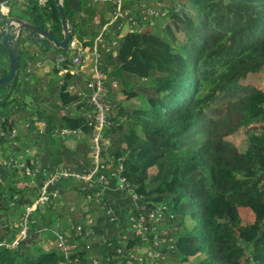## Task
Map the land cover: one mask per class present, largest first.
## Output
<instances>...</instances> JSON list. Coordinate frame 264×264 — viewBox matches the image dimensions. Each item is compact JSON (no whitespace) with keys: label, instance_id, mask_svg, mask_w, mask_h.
I'll return each instance as SVG.
<instances>
[{"label":"trees","instance_id":"obj_1","mask_svg":"<svg viewBox=\"0 0 264 264\" xmlns=\"http://www.w3.org/2000/svg\"><path fill=\"white\" fill-rule=\"evenodd\" d=\"M14 1L8 0L7 6ZM71 1L85 16L86 24L93 25L98 14L100 29L114 16L115 0H103L100 9L98 0ZM133 1L123 0L122 11H129L135 23H140L139 29L125 32L116 49L108 51L107 45L114 41L111 25L102 33L100 46L107 45L105 48L98 45L109 90L111 82L118 81L125 101H140L126 105L112 101L118 120L103 131L102 137L109 140L111 149L102 146L101 164L107 168L100 174L108 185L116 186L111 175L122 166L117 173L138 197L130 214L147 216L160 210L164 223L176 228L166 237L172 239L173 246L167 260L177 264H264V85L249 88L242 84L248 77L264 73V0H186L196 14L192 17L183 11L178 13L189 34L184 43L179 42L170 24L153 25L159 11L152 7L136 11L131 9ZM18 5L27 11L29 18L17 17L59 35L58 13L52 0H47L44 6L29 1ZM8 7L9 15L16 16L11 14L12 5ZM64 8L74 31L76 27L81 29L72 21L69 0H64ZM149 9L158 16L142 21ZM71 51V48L55 50L66 61L59 66L55 62L52 72L56 78L48 77L44 83L42 78L30 83L29 76L24 80L25 64L20 59L18 78L11 92L0 85V130L16 128V141L20 142L21 123L28 124L24 126L25 142L37 148L45 145L43 167L82 172L91 166L90 137L94 127L85 113L93 109L87 103L86 84L79 93L70 89L77 87L79 78L89 80L90 73L71 74L75 67L69 58ZM3 58L0 47V78L7 75V65L4 68L1 65ZM19 83L26 90L20 91ZM239 91L243 94L230 116L218 122L209 119L206 110L210 105ZM45 94L54 98V104L47 103ZM61 110L64 115L59 114ZM120 117L125 118L124 125L120 124ZM39 122L47 126L43 133L37 127ZM59 129L80 131L84 144L70 147L59 142L56 137ZM0 146L3 149L8 146L3 137ZM8 154L9 151H3L0 161ZM68 181L72 182H61L56 189L59 191ZM2 182L4 178L0 187ZM76 183V188L83 186ZM11 184L7 183L6 193L0 190V214L6 203H12L22 216L24 206H30L38 197L42 183L36 182L37 192ZM81 193L88 203L91 199L96 204L94 193L87 187ZM47 208L48 213L41 205L36 207L30 234L17 248L0 246V264L86 261L87 253L79 244L69 255L55 247H42V235L55 240L53 229L58 218L51 207ZM246 210L252 214L251 220L241 215ZM89 213V210L82 213L84 219ZM104 217H99L97 226H108L104 236L110 246L104 244V253L112 258L122 243L120 236L112 232V211L111 216ZM4 218L0 215V243L11 241L15 235ZM164 223H158L159 229H163ZM81 238L75 233L71 242ZM127 240L123 241L127 250L140 245L137 237Z\"/></svg>","mask_w":264,"mask_h":264},{"label":"built area","instance_id":"obj_2","mask_svg":"<svg viewBox=\"0 0 264 264\" xmlns=\"http://www.w3.org/2000/svg\"><path fill=\"white\" fill-rule=\"evenodd\" d=\"M29 1L37 4L38 6H44L47 3V0H16L19 4H23V2ZM115 12L114 16L111 19V23L117 24V29L122 31L120 34L123 33L122 26L118 25L120 22L129 21L127 23V28L124 30V33L127 31L133 32L134 30H138L139 25L135 23L133 20V16L129 15V11H122V4L121 0H115L114 2ZM9 7L6 3H0V15L8 16L9 14ZM146 13V14H145ZM142 16V21L147 20V14L149 18H155L158 16V13L153 10L149 9ZM125 18H127L125 20ZM119 20V23H116ZM130 25V28L128 26ZM119 34V35H120ZM124 35V34H123ZM122 35V36H123ZM120 39V37H119ZM119 39H114L112 46H107V50H113V46H118ZM102 43V34L98 35L94 40V44L92 46V51L90 53L91 58V69L92 72L90 73L89 80H86V88L89 91V97L87 103L92 107V112L85 113L86 116L91 120L90 125L94 127L93 134L90 137V155L89 159L91 162V166L89 168L84 169L82 172H76L74 170H70L64 167H56V168H49L43 167L40 168L30 157L28 150H23L18 146V142L16 141L17 138V129L11 128L8 131L0 130V137H3L8 142V146H10L12 151H9L10 154L7 155L5 160L0 161V165L2 167L16 170L17 172L21 173L25 177H30L31 179L39 178L41 184L38 197L34 200L33 204L28 206H24L23 214L21 216L19 222V232L15 236V238L11 241H4L0 243V246L5 247L6 249L13 250L17 248L20 241L26 239L29 234L31 227L34 225L35 221L32 218V214L37 206L45 205L48 200L51 198L56 199L59 196V192L56 189V186L64 181L67 180H74L79 182L83 185L84 190L86 187L90 190L93 194V198L95 203H97L100 207H102L106 213L111 215V209L109 206V202L106 198L105 192L108 188V181L107 179L100 174L101 171L105 170L107 167L101 164V156H102V145L101 142L103 140V131L115 124L114 121H117V111L115 110L116 105L112 103L110 97V90L107 86V76L102 71V64H101V54L98 50V45ZM71 54H70V61L72 65L78 67V70L82 71L85 67L84 62L86 58V51L81 48L80 44L72 43ZM66 61V58L63 55L57 56V65H61ZM74 72L72 71L71 74ZM118 87L115 81L111 82V88L116 89ZM71 91L73 88L70 89ZM28 127V124L25 125V128ZM40 133H43L47 126L44 122H39L37 124ZM58 136L60 138H65L69 135H73L75 137H79L81 135L80 131L70 130V129H59L57 131ZM2 147L0 146V149ZM3 149V148H2ZM37 167L39 168L37 170ZM122 169V166H119L117 171L112 173V177L114 183L116 184V188L122 192H125L131 197V200L136 202L138 197L133 191L129 188L125 179L121 177L117 172ZM51 190L49 194V190ZM156 212H160V210H156L155 212H150L147 216L133 213L130 214L128 218L129 223V237L131 238H139L140 244L144 245L148 243L150 246V250L153 253H149V259H147V252H140V248H132L127 250L126 248H118L116 249L115 255L112 257L114 259H123L125 260L126 264H134V262H138L140 264H147V261L152 262L155 264L156 261L161 259H166L168 252L173 248L171 245L172 239L166 238L168 235L162 229H159L158 223H164L163 217L159 213L158 216L155 215ZM108 215V216H109ZM148 218V220H147ZM132 221H131V220ZM158 225V226H157ZM55 228L53 229V234L55 236L54 247L58 249L60 252L64 253L65 255H69L70 251L73 250V247L69 245L67 240L64 239L61 232H59V226L55 224ZM85 227L78 225L76 227V235L77 236H85ZM149 238L148 240H143V238ZM101 240V239H100ZM99 240V241H100ZM106 240V239H105ZM105 240H101L104 241ZM125 240V241H126ZM88 242H92L91 240H87ZM106 240L105 242H107ZM145 242V243H144ZM138 245V244H137ZM165 247V248H164ZM91 246L86 244L82 247L84 250H89ZM155 254H163L164 256L159 258ZM156 256V257H155ZM152 257V258H151ZM109 260V259H107ZM162 262V261H160Z\"/></svg>","mask_w":264,"mask_h":264},{"label":"crops","instance_id":"obj_3","mask_svg":"<svg viewBox=\"0 0 264 264\" xmlns=\"http://www.w3.org/2000/svg\"><path fill=\"white\" fill-rule=\"evenodd\" d=\"M131 1H133V0H131ZM69 2L71 3L72 11H73L72 12V16H71L72 21H73V18L76 15L79 14L81 16L80 17L81 18L80 23H82V25H83L82 28H81L83 31L81 29L79 30L76 27V30L74 31V36H73V42L76 43V44H80V46L82 48H83V46H85L83 48L84 52L86 51L85 52L86 53V58H85L84 65H86V61L89 60V64H88V66H86V68L87 69H90L91 68V65H92L91 58H90V53L92 51V46L94 44V39L98 35L104 33V30H108V27L110 29L111 25H114V26H112V34H110L111 35V38L118 37V32H122V31L118 30L117 29V24L111 23V20L109 21V23L107 25L102 26V28L100 29V27L97 25L99 23V18H100L98 14L96 15V18L93 21L94 22L93 25L86 24L85 23L86 22L85 16L80 11V9L77 8L75 5H73V1L69 0ZM100 2L103 3V0H98L97 1V8L98 9H100V7H99V3ZM134 2L135 1H133L132 3H134ZM132 3H130V4L132 5ZM136 6H138V5L136 4ZM142 8L143 7L139 8V9H135V10L138 11V10H140ZM8 16H10V15L8 14ZM77 22H78L77 24H79V21H77ZM125 28H126L125 26H124V28L122 26L123 32H124ZM54 33H55L56 36H59V35L56 34V32H54ZM94 33H96V34H95V38L92 41L91 38L94 37ZM26 40H28V39H26ZM33 43L36 45V47L32 43H30V42H27V41L24 42L23 44H25V46L20 51L21 63L22 64H25L23 66L24 68H23V71H22V76L24 77V80L26 79V76L27 77L29 76V78H30V81L29 82L30 83L34 82L35 80H38L39 81L41 79V77H47V78L50 77L49 75H46V74H44L42 76L35 75V73L32 71V68H34L35 70L41 69L43 71H48V68L50 66L51 67L54 66V65L52 66V63L50 61L53 58V56L55 55V51H53L51 49L43 50L35 42H33ZM28 44H29V46L31 48H29V46L27 47ZM82 44H83V46H82ZM106 45L104 44L103 47H101L99 45V47L100 48H105ZM108 45L109 46H112V43H110ZM113 48L116 49V45H114ZM57 56H58V54H57ZM19 62H20V60H19ZM1 65L3 66V68H4L5 65H7L6 58H3L1 60ZM25 69H27V70L25 71ZM31 80H32V82H31ZM43 83H44V81H43ZM20 87L21 86H19V89H20ZM20 128H21L20 133L22 135V138H20V142H18V145H22L23 146V147H20L21 149L28 150V153H29L30 157L32 159H34L33 161L36 164L41 163V165H42L43 163H45V159H44L45 156H46L45 145H42L39 148H37V147H29L28 145L27 146L24 145V144H26L25 141H24L25 140L24 137L26 136L27 132H25V130H24V128L22 126ZM56 137H57V140L59 142H61V143H64L65 142L70 147H74L76 145H81L83 143V141L81 139V136L75 137L73 135H69V136H67L65 138H60L57 135ZM69 142H71V143H69ZM13 174L16 175V173H14L12 170L4 171L2 169L0 171V181L3 180V178H4V182H2L3 183V186L0 187V190H2V192L6 193V191H7L6 188H7V183L8 182H11L12 183L11 185H15V186L21 185V187H23V188L24 187H26V188H29L30 187L29 188V191L30 192H33L34 191V186L35 185L34 186H30V183H27V184L25 183L27 181L26 179H23L22 177H20V178H18L16 176L14 177ZM15 179H16V182L19 181V183L17 185H16V183H14L15 182ZM22 180H23V184H22ZM61 186H63V187L59 189V195L62 196V199L64 198V195H67V194L68 195H71V197H72L75 193H77V195L74 196L76 198L79 196V194L82 195L83 201L81 202V205L78 204V207L80 205V207H79V214H80L79 216L80 217L79 218H80V220H83L84 219V216L82 215V213H87L88 212V209L90 207V203H88V201L85 200V197L80 192L79 188H76L77 183L75 181H73V183L72 182H69V181L68 182H65ZM105 195H106V198H107V200L109 202L110 209L112 211V215L114 216V217H111L112 219H110L111 222L113 221L112 223L114 225V228H113L112 232H114V233L117 232V234L119 232L118 236H120V237L121 236L129 237V228H130V226H129V223H128V219L127 218H129L128 216L131 213L130 211L137 204H135V202L129 198L128 194H126L125 192H122L119 189H117L114 184H110L108 186V188L106 189ZM85 201H87V208H86V210L82 207L83 206V203ZM53 204L55 205L54 202H53ZM41 206L44 207L45 209L47 208L46 207L47 204L41 205ZM74 206H75L74 205V201L71 199V201H69V205H67V209L65 207V213L66 214H69V215L76 214V216H77L78 213L75 210ZM63 207H64V205L62 204L59 207V212H63V210H62ZM94 207L97 208L96 206H94ZM51 208L54 209L53 208V205H52ZM4 209L5 210H3L2 213H1L6 218V220L4 218V222L6 223V225L10 229V231H14L15 232L14 233L15 234L14 235V238H15V236L19 232V222H20V219H21V214H20L21 210H20V212H18L17 207H14V205L12 203H6V205L4 206ZM46 212L47 213L49 212L48 208H47ZM54 212H55V216L56 217L61 218L62 214H60V215L57 216V211H54ZM100 216L108 217V216L105 215L104 212H101V215H99L97 217V220L99 219ZM97 220H96V223H95L94 226L93 225H89V224L88 225L85 224V228L84 229H85L86 232H85V236L84 237L81 236L82 237L81 238V241H77V240L75 241L74 240L73 242H70L69 243V245L72 246V247H73L74 244H77L78 243L79 244L78 247L81 248V250H84V249H82V247L85 246L86 244H89L91 246V248L89 250H85L86 253H87L86 261L85 262H80V263H77V264H109L110 261H114L113 263H110V264H126L125 263V260H123L121 258L114 259V258H111V257H107L105 255V253H104V251H105L104 250V244L106 243L105 242L106 240L103 243V241L100 240V235L102 233H103V235H105V233L108 230V226L106 227V225H104V224L101 225V226H97ZM78 225H80V224L76 223L74 226H72V228L66 227V225H64L65 228L63 230H61V232L66 237H67V235H70L71 232H73L75 234L76 233L75 232L76 231V227ZM119 228H120V230H119ZM127 228H128V230H127ZM65 232L67 233V235L65 234ZM110 235H111V232H110ZM42 240H45V242L47 243V244L45 243L46 245L44 244L45 245L44 246L45 249H48L50 247H54L53 246L54 245L53 244L54 239H48V237H44L43 236L42 237ZM65 240H67V239H65ZM87 240H91L92 242H88ZM67 242H68V240H67ZM120 242L122 243V244L120 243L121 245L124 244L123 240H120ZM74 247H76V246H74ZM74 247H73V249H74ZM107 259H109V260H107ZM134 264H140V263L134 262Z\"/></svg>","mask_w":264,"mask_h":264},{"label":"rangeland","instance_id":"obj_4","mask_svg":"<svg viewBox=\"0 0 264 264\" xmlns=\"http://www.w3.org/2000/svg\"><path fill=\"white\" fill-rule=\"evenodd\" d=\"M135 2L131 5V9H139V8H141V7H143L142 9H140L141 11L140 12H142V10H145L147 7H152V8H154L155 10H157V11H159L160 12V16L159 17H157L155 20H153L152 22H153V25H156V26H159V27H163L166 23L169 25H171V27L173 28V30H174V32H175V34L177 35V38H178V40H179V42H181V43H184L187 39H188V36H189V34L187 33V31L184 29V23L179 19V17H178V13H181L180 11H183V12H186V14L187 15H190V16H192V17H194L195 16V14H196V12H195V9H193L192 8V6L189 4V2L188 1H186V0H134ZM123 2V0H121V4H123L122 3ZM137 2V3H136ZM12 5V7H11V14L12 15H16V16H21V17H28L29 18V16H28V13H27V11H25V10H23V9H21L22 7L20 6V5H18V3L17 2H12V3H9V5ZM136 4L138 5V6H136ZM8 5V6H9ZM23 5V4H22ZM101 5H102V2H100L99 3V7H101ZM113 6H115V4L113 5ZM136 12V11H135ZM173 14H176V15H174V16H172L171 18H170V15H173ZM81 16L78 14V15H76L74 18H73V23H75V24H77L78 22L77 21H79V25L78 26H81V28H82V23H80V20H81V18H80ZM147 19H149V16H148V14H147ZM127 23L129 24V21L127 20ZM127 23L126 22H120L118 25H121V26H123V28H124V26L127 28ZM74 24V25H75ZM78 28V27H77ZM126 28H125V30H126ZM79 30H80V28H78ZM154 28H152L151 30H153ZM82 30V29H81ZM83 31V30H82ZM85 32V31H84ZM124 34V32L122 33V34H120V35H118V39H119V37H120V39H121V37H122V35ZM26 39H28V40H26ZM92 39V41H93V39H94V37H92L91 38ZM96 39V38H95ZM94 39V40H95ZM113 39H117V37H115V38H113ZM119 39V40H120ZM77 40V39H76ZM30 42V43H32L35 47H36V45L33 43V41L31 40V39H29V38H27V37H22V40H21V43H20V51L22 50V48L25 46V44H23L24 42ZM80 41V40H79ZM29 46V44L27 45V47ZM29 48H31L30 46H29ZM68 52V51H67ZM56 53V52H55ZM57 54H55L54 56H53V58L51 59V63H52V66L53 65H55V62L57 63ZM50 65V64H49ZM54 67V66H53ZM53 67H49L48 68V71H43V70H41V69H37V70H35L34 68H32V71L35 73V75H39V76H42V75H44V74H46V75H49L51 78H56V76L54 75V73L52 72V68ZM91 69V68H90ZM73 74H76L77 72H80V70H78V67H74V70H73ZM45 75V76H46ZM81 75H78L77 74V77H80ZM42 78V80L45 82V80H46V78L47 77H41ZM113 79V78H112ZM78 80V82H80L81 84H78V82H77V87H75V89H73L71 92L72 93H79V92H81L82 90H83V85L85 84V82H86V80H87V78H85V77H82V78H79V79H77ZM119 82L117 81V84H118ZM20 84V83H19ZM242 84L244 85V87H249V88H257V87H260L262 84L264 85V73L263 74H261L259 77H257V76H250V77H248V79L247 80H245L244 82H242ZM24 85V84H23ZM23 85H20L21 87H20V91H22V90H26V88H24V86ZM86 90V92L88 91L87 90V88L85 89ZM243 93L242 92H237L236 94H232L231 96H227V97H225V96H222L220 99H222V100H220V101H215V103H213L212 105H210V107L206 110V112H207V114L209 115L208 117H209V119H211L213 122H218V121H221V120H223V119H226L228 116H230L231 115V112H232V108L236 105V103H237V101H238V99L241 97V95H242ZM35 97H37L36 95H35ZM43 97H47L46 99H47V103L48 104H50V105H52V104H54V98L53 97H50V94L49 95H43ZM110 97H111V100L115 103V104H130V103H136V104H138L137 102H140L138 99H131V100H129V101H125L126 99H125V96H124V94L121 92V87H120V85L118 84V88H116V89H114V90H112V89H110ZM53 111H55V110H53ZM60 115H64V111L63 110H61L60 111V113H59ZM125 118H121L120 117V124H122V125H124V123H123V120H124ZM23 123V122H22ZM21 123V125H22V127L24 128V126H25V124L26 123H23L22 124ZM82 139V138H81ZM116 139H118V140H120L121 139V137L119 136L118 137V135H117V138ZM25 141V140H24ZM26 144H24V145H28L27 144V142H25ZM69 143H71V142H69ZM89 143V142H88ZM82 144H84V141H83V143ZM108 144H110L109 143V140L108 139H103L102 140V142H101V145L102 146H105V145H107L106 146V148L108 147L109 149H111V144L110 145H108ZM19 147H23L22 145H18ZM29 147H32V146H30V145H28ZM6 151H12L11 150V148H9V146H7L6 148H4ZM4 149H0V155H2L3 154V151H5ZM102 150H103V147H102ZM103 153V152H102ZM1 160H5V156H4V158L2 157L1 158ZM37 166H39L40 168H43V165H41V163H39ZM2 169L4 170V171H9V169L8 168H5V167H2ZM39 168L37 167V170H38ZM150 173H152V172H154V170H150L149 171ZM14 173H16V175L15 174H13L14 175V177L16 176V177H18V178H20V177H22L23 179H26L27 181L25 182L26 184L27 183H30V186H36L37 184H36V182L37 181H39L40 182V180H39V178H37V179H31L30 177H25V176H23L21 173H19V172H14ZM18 174V175H17ZM14 183H16V185L19 183V181H17L16 182V179H15V182ZM72 183H73V181H72ZM82 183V182H81ZM22 184H23V180H22ZM18 186H21V185H18ZM37 186H36V189L34 190L35 192H37ZM79 190H80V192H82L83 190H84V187L83 186H80V188H79ZM59 192V191H58ZM75 195H77V193H75L72 197H71V195H64V198L62 199V196H58L56 199H53L52 198V200H48L47 201V206H49V207H52V205H53V208L54 209H52L53 211H57V214H62V216H61V218H57L56 220V226L58 225L59 226V232L61 231V230H63L64 228H65V226L64 225H67L69 228H72V226H74L76 223H79L81 226H83V227H85V224L86 225H95V223H96V220H97V217L99 216V215H101V212H103L101 209H102V207H100L97 203L96 204H93V201L91 200V199H89V203H90V207H89V215L90 216H87L85 219H83V220H80V214H79V207H80V205H81V202L83 201V197H82V195H80L79 194V196L76 198V197H74ZM74 197V198H73ZM71 199L74 201V208H75V210L77 211V213H78V215L76 216V214H72V215H69V214H66L65 213V207H66V209H67V205H69V201H71ZM35 200V199H34ZM95 201V200H94ZM53 202L55 203V205L53 204ZM64 205V207L62 208V210H63V212H59V207L61 206V205ZM66 204V205H65ZM78 204H80L79 205V207H78ZM46 206V207H47ZM94 206H96L97 208H95ZM71 207V206H70ZM96 209V210H95ZM46 210H47V208H46ZM52 211V212H53ZM105 213V215L106 216H108L109 214L108 213H106V212H104ZM0 215H2V214H0ZM241 215L245 218V220H251L252 219V214L250 213V211H248V210H246V211H241ZM72 218H71V217ZM109 216H111V215H109ZM96 217V218H95ZM128 217H130V215L128 216ZM88 219V220H87ZM128 219V218H127ZM131 220V219H130ZM132 221V220H131ZM164 227H163V231L164 232H166L167 234H169L171 231H175L176 230V228H174V227H172L171 226V224L170 223H164ZM161 226V225H160ZM160 226H159V228H160ZM119 230H120V228H119ZM127 230H128V228H127ZM68 232V231H67ZM65 234L67 235V233L65 232ZM70 234V233H69ZM118 234H119V232H118ZM117 234V232H116V235H118ZM62 235H63V237H64V239L66 238L69 242H71L72 241V239H73V237H74V234H73V232H71V234L70 235H67V237L62 233ZM130 236V235H129ZM42 237H43V235H42ZM100 239L101 240H105L106 239V237L103 235V233L100 235ZM119 239L120 240H123V241H125L126 240V236H121V237H119ZM149 238L147 237V239L146 238H143V240H148ZM42 241V243H41V245H42V247L44 248V246L47 244L46 242H45V240H41ZM55 241V240H54ZM54 241H53V244H54ZM126 241H128V240H126ZM111 242H113L112 240H111ZM46 243V244H45ZM107 243V246H110L109 245V243L108 242H106ZM145 243V242H144ZM45 244V245H44ZM78 244V243H77ZM77 244H74L73 245V247L75 246V245H77ZM54 246V245H53ZM120 248H125L124 247V244L120 247ZM134 249H136V248H140V252H147V259H149L150 257H149V253H151L152 254V256H153V253L151 252V250H150V246H149V244L148 243H145L144 245H142V243L140 244V245H134V247H133ZM45 249V248H44ZM115 255V253L113 254V256ZM156 256H159V258L161 259V257H163L164 255L163 254H155ZM112 256V257H113ZM155 256V257H156ZM152 258V257H151ZM167 259H170V258H168V257H166V259H165V257H164V259H161V260H158V261H156L155 262V264H177L176 262H173V261H171V260H167ZM160 261H162V262H160ZM147 264H153L152 262H149V261H147Z\"/></svg>","mask_w":264,"mask_h":264},{"label":"water","instance_id":"obj_5","mask_svg":"<svg viewBox=\"0 0 264 264\" xmlns=\"http://www.w3.org/2000/svg\"><path fill=\"white\" fill-rule=\"evenodd\" d=\"M52 1L58 13L60 24L59 36L41 29L26 19L16 16L0 15V47L7 60V75L0 78V85H3L8 93L11 92L18 78L20 43L23 36L30 38L43 50L66 51L72 46L74 29L67 18L64 0ZM4 2L7 3L8 0H4ZM88 64L89 60L86 61V65L82 71L89 74L92 72V69L86 68ZM82 207L86 210L87 201L83 203Z\"/></svg>","mask_w":264,"mask_h":264}]
</instances>
